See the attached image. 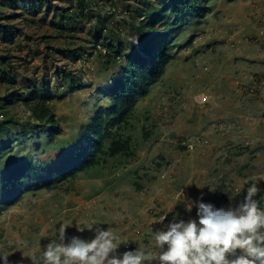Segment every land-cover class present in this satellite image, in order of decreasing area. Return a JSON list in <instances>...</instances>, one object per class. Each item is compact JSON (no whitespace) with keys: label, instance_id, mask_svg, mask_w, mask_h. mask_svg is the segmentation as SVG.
<instances>
[{"label":"rangeland","instance_id":"1","mask_svg":"<svg viewBox=\"0 0 264 264\" xmlns=\"http://www.w3.org/2000/svg\"><path fill=\"white\" fill-rule=\"evenodd\" d=\"M85 1L0 0L9 27L0 28V176L13 161L61 162L97 111L111 108L107 93L127 56L150 57L138 26L167 0ZM201 5L209 11L176 30L171 59L129 121L105 127L131 139L128 154H106L74 178L0 201V250L10 264H32L22 251L39 257L61 224H70L65 243L112 228L122 255L151 249V231L173 220H198L193 202L236 207L251 183L260 189L254 199L264 197V0ZM37 87L56 95L47 104L59 127L37 120L21 97Z\"/></svg>","mask_w":264,"mask_h":264},{"label":"trees","instance_id":"2","mask_svg":"<svg viewBox=\"0 0 264 264\" xmlns=\"http://www.w3.org/2000/svg\"><path fill=\"white\" fill-rule=\"evenodd\" d=\"M80 1L83 7L88 6L85 0ZM206 1L167 0L145 16L138 26L141 34L140 48L150 57L148 59L141 57L137 49L127 56L128 61L122 71V77L114 82L113 88L107 93L112 102L111 108H101L97 111L93 120L86 124L82 132L72 141L68 153L61 162L55 165L34 166L30 162L20 164L13 161L8 170L0 176L1 203L6 205L15 203L29 190L49 187L55 182L74 178L80 172L97 165L101 157L106 154L113 157L117 154H128L131 139L124 138L123 134L117 131L122 128L119 127L120 124L129 121L137 99L146 96L152 84L163 74L166 64L171 59L166 48L171 43L176 30L188 22L190 14L203 15L209 11L208 6L201 5ZM32 4L31 6L35 8L36 5ZM75 19L76 15L72 14L64 21L70 24ZM158 25L163 26L162 31H158ZM0 28L4 33L9 31V27L5 24L0 23ZM12 76L6 77L11 84L14 80ZM55 96L46 87L32 88L25 97L23 92L21 95L37 120L59 127L55 114L47 104V101ZM15 98L11 99L10 94L6 100ZM109 122H116L118 129L112 131L105 128ZM107 142H109L108 146Z\"/></svg>","mask_w":264,"mask_h":264},{"label":"clouds","instance_id":"3","mask_svg":"<svg viewBox=\"0 0 264 264\" xmlns=\"http://www.w3.org/2000/svg\"><path fill=\"white\" fill-rule=\"evenodd\" d=\"M259 192L257 183H251L244 200L227 209L193 202L198 220H173L164 229L152 230L151 249L139 246L118 255L125 242L110 227H97L91 240L73 236L65 243L70 224H61L58 239H52L39 257L22 253L32 264H264V197L254 199ZM192 206H187L189 211ZM0 261L10 264L9 253L0 250Z\"/></svg>","mask_w":264,"mask_h":264},{"label":"built area","instance_id":"4","mask_svg":"<svg viewBox=\"0 0 264 264\" xmlns=\"http://www.w3.org/2000/svg\"><path fill=\"white\" fill-rule=\"evenodd\" d=\"M194 101L201 103L202 101H204V99L201 95H196L194 96Z\"/></svg>","mask_w":264,"mask_h":264},{"label":"bare ground","instance_id":"5","mask_svg":"<svg viewBox=\"0 0 264 264\" xmlns=\"http://www.w3.org/2000/svg\"><path fill=\"white\" fill-rule=\"evenodd\" d=\"M146 53V52H145Z\"/></svg>","mask_w":264,"mask_h":264}]
</instances>
